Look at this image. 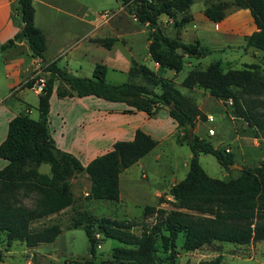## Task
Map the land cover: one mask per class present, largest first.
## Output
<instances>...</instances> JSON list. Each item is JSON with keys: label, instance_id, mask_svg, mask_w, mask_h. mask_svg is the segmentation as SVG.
I'll list each match as a JSON object with an SVG mask.
<instances>
[{"label": "trees", "instance_id": "obj_1", "mask_svg": "<svg viewBox=\"0 0 264 264\" xmlns=\"http://www.w3.org/2000/svg\"><path fill=\"white\" fill-rule=\"evenodd\" d=\"M193 1L132 0L134 8H128L136 22L149 29L146 53L157 67L155 72L142 66L138 70L154 88L159 86L160 92H155L135 83L106 82L107 69L100 63L93 66L90 78L73 76L55 62L44 63V36L33 23L31 0H16L15 12L21 26L0 44V53L14 51L18 49L17 43L23 42L29 55L38 59L39 74L25 81L22 87L30 89L39 79L43 80V86L37 94V119L20 112L7 123L0 143V159L6 161L0 169V234L4 235L7 247L16 241L31 248L55 240L61 232L58 225L31 230L30 224L72 204L70 180L79 174L86 175L89 182L87 200L117 202L119 174L157 145L155 140L136 130L132 140L115 142L110 151L83 167L74 156L56 149L49 136V97L56 82L57 98L91 96L122 103L129 111L144 112L148 117L165 108L164 103L173 105L165 109L179 129L174 143L187 146L190 152L184 177L168 190L171 210L144 207L143 215L154 219L149 225H141L138 235L129 231L134 226L132 223L107 218H100L94 228L90 218L83 214L76 224L84 222L82 230L90 259L66 260L63 264H155L156 242L165 255L163 264H174L179 254L176 249L179 236V248L183 252H193L212 243L242 246L264 240V157L256 167H243L236 179L222 181L207 176L198 163L199 154L211 155L222 167L233 165V156L227 149L215 148L193 134L188 137V127L192 130L204 115L170 80L160 77L165 70L179 73L185 58L199 60L210 54L198 41L183 43L177 37L164 35L159 27L158 17L162 15L171 20L173 28L188 24L192 17L187 10ZM207 1L211 3H206L203 16L212 23L220 22L225 4L219 0ZM234 5L248 11L255 28L246 38L244 48L264 53V0H234ZM114 41L113 38L93 40L107 50ZM256 68L250 65L222 71L219 62H214L189 70L180 86L201 89L223 104L230 101L234 116L261 130L264 136V124L245 106V97L264 93V83L257 78ZM42 164L48 166V174L38 172ZM28 198H33L32 208L20 204ZM102 239L114 240L121 246L111 250V260L95 263L93 258ZM201 264H221V257Z\"/></svg>", "mask_w": 264, "mask_h": 264}, {"label": "rangeland", "instance_id": "obj_2", "mask_svg": "<svg viewBox=\"0 0 264 264\" xmlns=\"http://www.w3.org/2000/svg\"><path fill=\"white\" fill-rule=\"evenodd\" d=\"M202 1L208 4L211 3L207 0H195L192 10L195 11ZM219 1L225 4L226 10L224 11V21L219 26L220 31L217 32L220 33L226 29L245 28L244 23L251 19L248 11L239 9L229 16L226 14L228 10L238 9L234 5V0ZM31 3L35 11L37 25L44 29L47 38L63 34L64 37L67 35L65 42L68 43L75 33L70 31L67 34V32H59V30L69 31L71 26L74 27L76 19L85 17L96 22L98 30L104 28L102 29L104 33L101 31L102 39H115L117 37L121 39V44L128 48L132 54L130 57L125 55L119 44H116L109 52L102 51L99 48H94L98 50H87L81 62L80 74L82 76L90 78L93 64L101 63L106 66L105 81L108 83H135L155 92H160L159 86L154 88L138 70V67L142 66L155 72L156 68H152V62L146 53L149 29L144 25H139L132 14L128 12V8H134L132 0H128L126 3L119 0H31ZM104 12L108 15L106 21L100 18V15ZM162 19L163 22H160ZM158 23L164 35H173L174 28L171 20L162 15L158 17ZM195 27L194 29L190 27L183 29L181 41L192 43L197 40L201 46L210 50V54L207 56L198 61L192 60L193 63H199V68H204L214 62H219L222 71L237 70L255 65L257 67L255 70L257 78L264 83V53H255L251 49H245L241 45V41L232 42L231 38L226 36L219 37L212 25L206 26L197 22ZM153 67H156V65H153ZM188 69L187 66H184L176 77L173 76L169 80H175L174 82L179 84ZM167 77H170V72L167 76H164V79H167ZM177 86L180 87V85ZM179 87H177V90L184 92L185 95L183 96L197 107L194 99L196 95H190L188 91ZM24 92L26 104L30 110V114L27 116L33 118L37 114V96L33 90L29 91L27 88L24 89ZM213 101L206 102L203 106L204 110L211 115V119L206 122L204 116L202 120H199L200 122H206L205 125L203 124L204 126L202 125L201 132L203 133L200 134L205 135L206 130L204 127L206 126L212 129L213 133L208 134L211 136L204 139L215 148L227 149L228 153L233 156V165L222 167L208 154H199L198 163L210 178L228 181L239 176L240 169H237L236 166L242 169L243 167L253 168L259 165L264 157V136L261 130L234 116L231 103L229 104L228 101L224 104L220 102L218 105L214 104ZM245 106L264 124V93L258 96L245 97ZM28 108H25L22 113L27 114L29 112ZM174 137L175 135H173V139L162 142L154 152L143 160L144 172L143 177L140 179L142 183L148 182L152 185L157 179H159V184H164L169 180L171 183L184 177L187 170L185 158L189 149L185 145H176ZM183 163L184 167H182ZM38 172L48 174V166L40 165ZM71 180H74L70 183L73 197L72 204L48 221L40 223L33 221L30 224L31 230H38L42 225H58L61 232L54 242L28 248L23 243L16 241L10 247H7L4 235L0 234V264H63L66 260H88L90 259L87 252L88 242L82 230L84 222L80 225L76 224L83 214L90 218L94 228L100 218H107L132 223L134 226L129 231L138 235L141 231V225H149L154 219V216L143 215L142 210L144 207L172 209L168 191H164L155 197L148 194L151 193V190L145 191L144 195L137 192L127 197L128 199L123 197L117 202L87 200L84 195L89 188L86 176L79 174ZM33 203V198H28L21 200L20 204L32 208ZM180 244L181 237L179 236L176 241V249L179 254L174 264H201L214 259L216 256L221 257V264H264V240L242 246L212 243L193 252H183L179 248ZM119 246L121 245L114 240L102 239L96 248L93 261L99 263L111 260V250ZM154 258L155 264L165 262V255L161 254L158 242H156Z\"/></svg>", "mask_w": 264, "mask_h": 264}, {"label": "crops", "instance_id": "obj_3", "mask_svg": "<svg viewBox=\"0 0 264 264\" xmlns=\"http://www.w3.org/2000/svg\"><path fill=\"white\" fill-rule=\"evenodd\" d=\"M194 2L195 0L193 3ZM193 3L188 8V13L191 15L192 20L182 27L174 28L173 35L166 36L172 38L177 37L181 41L182 30L189 27L194 29L196 28L195 23L199 22L206 26H214V30L219 37L226 36L227 38H231L232 42L241 41V45L244 46L246 38L255 30L250 19L244 23V25H246L245 28L226 29L223 30V32L218 33L217 31H220L219 26L224 21L225 12H223V18L220 22L212 23L203 16L206 2L202 1L201 5H199L195 11L192 10ZM15 6L16 0H0V44L10 39L21 26L19 16L15 12ZM225 10L226 8L224 11ZM237 10L239 9L228 10L229 12L227 11L226 14L230 16ZM160 22H163V19ZM228 22L231 23L230 20H228ZM33 23L44 36L45 50L43 53V62H55L58 68L63 69L67 73L76 77L87 78V76L85 77L80 74L81 62L83 61V57L87 53V50L99 48L102 51L106 50L109 52L116 44H119L121 50H124L125 55H128V57L132 55L130 50L121 44V39L117 37L108 50L93 42L95 39H102L103 35L101 34V31H103L102 29L104 28L98 30L97 23L85 17L76 19L74 27L71 26L69 31L59 30V32H67V34L70 31L75 33L72 40L68 43L65 42L67 35L64 37L63 34L47 38L44 29L37 25L35 11L33 13ZM102 33H104V31ZM17 47L18 49L14 51L0 53V143L5 137L6 127L9 120L18 115L25 108H28L24 92L25 88L22 87V84L38 73V59L32 58L29 55L27 47L23 42L17 43ZM254 52L259 53L256 51ZM192 60L194 59H184L183 67L187 66L189 68L188 71L199 65L198 62L193 63ZM95 64H93V66ZM153 65L155 64L152 63V68L155 69L157 66L153 67ZM168 72H170V77H167V80L171 79L173 76L176 77L178 74L165 70L162 73L163 78L164 76H167ZM170 81H172L176 89L179 87L177 85H180V83H175V80ZM57 84L58 83L56 82L53 85L52 93L49 97V110L47 116L49 136L56 149L74 156L83 167L95 157L110 151L115 142L132 140L133 134L136 130L142 131L157 142V145L149 153L119 174L118 201L123 197L126 199L137 192H141L142 195H144L147 190H151V193H148L150 196H159L164 191L167 192L171 186L179 181L176 180L170 183L169 180L164 184H159V179H157L158 182L154 181L152 185L148 182L142 183L140 181L144 172L143 160L147 158L149 154L154 152L156 147L160 146L162 142L173 139V135L179 133V129L168 116L165 108L159 109L153 117H148L144 112L129 111V108L122 103L107 102L91 96L82 98H57L55 94ZM179 88L182 87L180 86ZM182 89L188 91L190 95H196L194 98L195 104L197 105L198 110L205 116L206 122H209L207 121V118H211V115L204 110L203 106L206 102L209 103L211 100L213 101L216 99L212 98L208 93L201 89ZM28 90L31 91L32 89ZM180 93L185 95L184 92ZM35 95L37 96V93H35ZM213 102L214 104H220V101L218 100ZM28 111L27 115L30 114L29 108ZM37 116L38 113L31 119L36 120ZM206 122H200L197 120L192 129V134L199 139H204L205 137L209 138L211 135H208L207 132L208 130H211L213 133V130L207 126L204 127L206 130L205 135L202 134L204 135L202 136L200 134L203 133L201 132V127L203 124L205 125ZM189 158L190 153L188 152L185 158L187 163ZM5 165L6 161L0 159V169ZM182 167H184V163L182 164ZM73 181L74 180H70V183ZM84 195L86 196V193H84ZM66 209L67 208L64 210ZM59 213L38 219L34 222L40 223L46 220L48 221ZM43 226L46 225H42L41 227Z\"/></svg>", "mask_w": 264, "mask_h": 264}, {"label": "built area", "instance_id": "obj_4", "mask_svg": "<svg viewBox=\"0 0 264 264\" xmlns=\"http://www.w3.org/2000/svg\"><path fill=\"white\" fill-rule=\"evenodd\" d=\"M100 18L101 19H103V21H106L107 19H108V15L106 14V12H104L103 14H101L100 15ZM38 69V73L37 74H35L34 76H36V75H38L39 74V68H37ZM33 76V77H34ZM32 77V78H33ZM42 86H43V80L42 79H39L36 83H34L33 85H32V87L30 88V89H32L33 90V92L34 93H39L40 91H41V88H42ZM228 103L230 104V101H228ZM210 117L209 118H207V121H210ZM208 134H212V131L211 130H208V132H207ZM226 152H227V150H226ZM95 238L97 239V238H99V235H95ZM98 247V246H97Z\"/></svg>", "mask_w": 264, "mask_h": 264}, {"label": "water", "instance_id": "obj_5", "mask_svg": "<svg viewBox=\"0 0 264 264\" xmlns=\"http://www.w3.org/2000/svg\"><path fill=\"white\" fill-rule=\"evenodd\" d=\"M163 106H164L165 108H173V105H168V104H166V103H164ZM191 135H192V131H191V130L189 129V127H188V137H191ZM236 167H237V169H240V170H241L240 167H238V166H236Z\"/></svg>", "mask_w": 264, "mask_h": 264}]
</instances>
